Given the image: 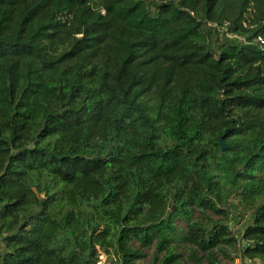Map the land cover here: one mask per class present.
<instances>
[{
	"label": "trees",
	"instance_id": "16d2710c",
	"mask_svg": "<svg viewBox=\"0 0 264 264\" xmlns=\"http://www.w3.org/2000/svg\"><path fill=\"white\" fill-rule=\"evenodd\" d=\"M263 17L0 0V264H264Z\"/></svg>",
	"mask_w": 264,
	"mask_h": 264
},
{
	"label": "rangeland",
	"instance_id": "374dc122",
	"mask_svg": "<svg viewBox=\"0 0 264 264\" xmlns=\"http://www.w3.org/2000/svg\"><path fill=\"white\" fill-rule=\"evenodd\" d=\"M232 212H233V214H232V217L230 218V224L233 227H235V226L240 227L243 224V219H241V216L239 215V213L241 214L242 211L241 210H233ZM243 216L245 218H247L249 216V213L244 212ZM253 262L255 264L259 263L258 260H253ZM97 264H111V263L107 260V257L105 255H103V257L100 258V261ZM138 264H147V263L146 262H139ZM233 264H243V262L239 258H236L233 261Z\"/></svg>",
	"mask_w": 264,
	"mask_h": 264
},
{
	"label": "built area",
	"instance_id": "2783aa9c",
	"mask_svg": "<svg viewBox=\"0 0 264 264\" xmlns=\"http://www.w3.org/2000/svg\"><path fill=\"white\" fill-rule=\"evenodd\" d=\"M262 21L264 22V17H263ZM214 25L218 26L217 24H214ZM227 26H228V22L225 21L223 24L218 26V28L225 30L227 28ZM239 38L242 39L244 42H253V43L257 44L258 47L264 52V35H263V33L257 32L251 41L247 40L244 37H239ZM102 257H103V255L101 254L100 258H102ZM243 264H252V262L246 261Z\"/></svg>",
	"mask_w": 264,
	"mask_h": 264
},
{
	"label": "water",
	"instance_id": "95a60500",
	"mask_svg": "<svg viewBox=\"0 0 264 264\" xmlns=\"http://www.w3.org/2000/svg\"><path fill=\"white\" fill-rule=\"evenodd\" d=\"M221 144H222L221 150L223 151L225 144L223 142H221Z\"/></svg>",
	"mask_w": 264,
	"mask_h": 264
}]
</instances>
